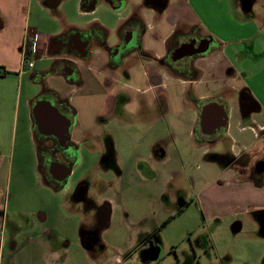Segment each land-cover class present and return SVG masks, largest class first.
Returning a JSON list of instances; mask_svg holds the SVG:
<instances>
[{"label":"crops","instance_id":"obj_1","mask_svg":"<svg viewBox=\"0 0 264 264\" xmlns=\"http://www.w3.org/2000/svg\"><path fill=\"white\" fill-rule=\"evenodd\" d=\"M163 2L159 9L145 0H0V79L14 80L23 96V138L18 124L1 130L0 264H124L192 205L228 216L233 231L240 217H260L264 236V33L257 20H238L252 0H227L231 20L220 26L205 0ZM131 18L144 25L140 43L111 61L125 37L133 42ZM197 24L215 45L193 75L172 74L162 64L167 41ZM95 26L102 45L88 41ZM70 38V50L59 45ZM42 93L72 112L74 157L60 186L45 179L39 161L31 109ZM21 147L25 160L15 155ZM22 161L27 171H14ZM36 193L59 201L48 206ZM24 202L34 209L17 208ZM143 255L159 257L153 249Z\"/></svg>","mask_w":264,"mask_h":264},{"label":"rangeland","instance_id":"obj_2","mask_svg":"<svg viewBox=\"0 0 264 264\" xmlns=\"http://www.w3.org/2000/svg\"><path fill=\"white\" fill-rule=\"evenodd\" d=\"M134 1L141 2L142 0ZM171 1L174 2L175 0ZM226 2L227 0L222 2L205 0L206 11L211 13L212 17H216L209 20L216 26L229 23L231 20V16L229 18L224 8ZM241 2L243 3V0ZM252 3L253 6L250 10L239 12L238 20L240 22L250 19L257 20L264 33V19H260L264 17V0H252ZM201 7L204 8V5L202 4ZM244 29L247 30L248 26L243 27ZM15 85L14 80L3 81L0 79V90H3L2 86H5V94L0 97L3 100L0 101V138L3 137L1 130L5 129L10 133L16 124H18L16 138H23L20 131L23 122V96L19 101ZM18 102L20 105L17 115ZM25 147L28 149L26 145ZM2 150H4L3 147ZM18 150L19 148H17L15 155H21V158L25 160V149L21 147L20 152ZM19 165H24L25 171H27L25 161L15 162L13 170L16 171ZM24 195L27 197L30 194L24 193ZM32 198L41 199L48 206H55L59 201L57 195L51 196L50 194L36 193L34 196L32 195ZM13 203L16 202L13 201L10 205ZM32 205L29 202H24L16 206L20 209L29 210L34 209ZM10 210L11 208H9V213ZM200 210L192 205L176 214L164 227H159L156 230L155 237H152L153 234L150 236L153 246L150 243H141L136 250L139 256L131 254L130 258L124 260V264H264V236L261 234V227H255V221L260 217H256L254 220L240 217L241 229L233 231L234 222L228 216L216 212L206 213L202 211L201 213ZM7 219L9 221L10 216ZM151 248L158 250V259H147L143 255L144 251L152 250Z\"/></svg>","mask_w":264,"mask_h":264},{"label":"flooded vegetation","instance_id":"obj_3","mask_svg":"<svg viewBox=\"0 0 264 264\" xmlns=\"http://www.w3.org/2000/svg\"><path fill=\"white\" fill-rule=\"evenodd\" d=\"M112 3H115V0H110ZM159 1L167 0H145L146 4L155 3L159 5ZM152 5V4H151ZM134 27L136 34L133 37V42L128 39V36L121 42L119 47H116L111 50L110 57L111 61L114 57L119 56L122 59L128 58L132 53L134 48L138 47L140 43V35L144 31V25L139 18H131L127 21L125 27ZM124 27V28H125ZM98 27L95 26L89 30L88 41L91 40L92 43L97 45L103 44V39L99 32L95 29ZM62 43L59 45H64L66 49L70 50L74 47V39L70 38L68 40H59ZM90 43V41H89ZM215 45V42L202 34V30L199 24L189 27L186 30H177L167 41V54L166 57L162 60V64L166 67L172 74H178L180 76H190L195 73L193 65L196 60H198L202 55V52L209 53ZM130 59H128V62ZM70 72L67 73L69 77ZM39 80L41 79L38 78ZM38 80V81H39ZM48 101L54 107L57 108L58 112L69 119L72 123V112L69 108H66L65 104H59V100H55L52 96L46 94H40L34 101ZM71 128V127H70ZM70 133V130H69ZM40 146H38L39 161L40 166L42 165V173L45 179L52 184L61 185L64 182H57L54 180V177H58L62 174V170L59 166H64L67 169H70V165L73 159L74 151L67 144V150L65 151L62 147L59 146L58 142L53 137H45L36 132ZM59 165V166H58ZM152 241V239H151ZM150 243V242H147ZM153 246V242L150 243Z\"/></svg>","mask_w":264,"mask_h":264},{"label":"water","instance_id":"obj_4","mask_svg":"<svg viewBox=\"0 0 264 264\" xmlns=\"http://www.w3.org/2000/svg\"><path fill=\"white\" fill-rule=\"evenodd\" d=\"M159 1V9H163L165 7V3ZM202 54H206V52H202ZM208 108L209 106H205L202 108L199 115V124L201 128H205L208 125ZM31 116L34 122V126L38 133L45 137H53L65 151L67 150V142L69 141V130L72 125L71 121L61 115L57 108L50 104L48 101H37L33 104L31 109ZM225 125L217 127L218 130L220 128H224ZM59 166V165H58ZM62 170V174L58 177H54V180L57 182H65L70 169L59 166ZM156 254L159 255L157 249ZM157 257V256H156ZM154 260L156 258H153Z\"/></svg>","mask_w":264,"mask_h":264},{"label":"trees","instance_id":"obj_5","mask_svg":"<svg viewBox=\"0 0 264 264\" xmlns=\"http://www.w3.org/2000/svg\"><path fill=\"white\" fill-rule=\"evenodd\" d=\"M32 48H33L32 41H27L26 48H25V59L27 60V62H28V59H29V57H30V55L32 53ZM38 154L40 155L39 151H38ZM41 167H42V165H41ZM154 236H155V234L152 235V237H154ZM152 237L148 238L147 241L151 243L152 242L151 241Z\"/></svg>","mask_w":264,"mask_h":264},{"label":"built area","instance_id":"obj_6","mask_svg":"<svg viewBox=\"0 0 264 264\" xmlns=\"http://www.w3.org/2000/svg\"><path fill=\"white\" fill-rule=\"evenodd\" d=\"M26 65H27V67H28L29 69H31V68L33 67V62L28 61V62H26ZM232 150H233V148H232Z\"/></svg>","mask_w":264,"mask_h":264}]
</instances>
